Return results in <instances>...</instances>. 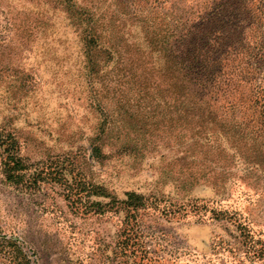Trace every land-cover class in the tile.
I'll use <instances>...</instances> for the list:
<instances>
[{"label": "rangeland", "instance_id": "rangeland-1", "mask_svg": "<svg viewBox=\"0 0 264 264\" xmlns=\"http://www.w3.org/2000/svg\"><path fill=\"white\" fill-rule=\"evenodd\" d=\"M9 1L0 2V133L12 135L30 163L65 161L72 177L105 185L117 201L135 192L156 202V208L129 218L121 205L101 215L86 213L60 186L28 191L6 182L0 158V264H264V161L246 165L238 156L231 159L232 153L223 152L225 141H216L211 132L195 134L196 126L185 124L181 111L142 99L134 86L139 81L134 55L147 56L157 68L164 56L159 59L155 50L142 56L134 43L143 40L146 22L165 33L162 19L170 1H102V11L119 27L113 42L133 66L124 59L118 66L111 62L112 75L103 70V80L97 79L109 86L100 95L90 92L72 35L66 47L72 56L61 59L56 55L61 47L41 41L37 1ZM202 1L179 0V5ZM251 1L259 15L264 13V0ZM16 3L20 9L34 5L29 38L21 21L24 9L15 30L7 22V5ZM134 20L141 33L126 34L130 25L134 31ZM259 35L248 40L259 41L263 51L258 78L264 84V30ZM150 36L164 45L168 39L166 33ZM54 38L66 37L59 30ZM137 74L145 77L141 69ZM93 94L109 107L97 110ZM105 115L109 122L102 133ZM95 138L103 154L98 161L89 158ZM90 199L98 198L84 202ZM193 200L199 211L178 209ZM212 209L238 213L249 233L212 220Z\"/></svg>", "mask_w": 264, "mask_h": 264}, {"label": "trees", "instance_id": "trees-1", "mask_svg": "<svg viewBox=\"0 0 264 264\" xmlns=\"http://www.w3.org/2000/svg\"><path fill=\"white\" fill-rule=\"evenodd\" d=\"M6 1L9 0H0L1 3ZM14 1L18 4L21 2H9ZM27 1H37L38 32L41 41L47 46L49 44L61 47L63 51L56 53L61 59L68 60L72 56L66 48L70 46L67 43V35H72L78 49L76 60L82 73L87 75L90 92H100V95L105 89L109 90L107 83L97 79L103 80L100 76L103 70L107 76L112 75L111 62L114 61L115 66H118L124 59L130 67L133 66L131 57H127L113 42L114 37L120 36V31L112 20L113 16H108L106 9L102 11L100 6L103 0ZM139 1L155 3L158 0ZM169 1V13L162 19L166 36L168 34L165 45L150 36H162L165 33L156 31L154 25L149 22L145 23L143 40L134 43V52L136 49L142 56L147 51L155 50L160 59L164 53L162 62L156 63L159 68L154 62L146 60L147 56L139 59L134 55V77L139 79L134 83L137 92L142 95V99L148 98L157 106L162 102L172 107L174 113L181 111L179 114L181 119L186 121L185 124L196 126L195 134L205 137L211 132L216 141H225L226 148L223 152L227 156H230L227 150L232 153L231 159L238 156L246 165L262 163L264 84L259 83L258 71L263 51L256 45L259 41L248 39L249 36H259L260 39L259 33L264 30V13L259 15L252 4L254 1L251 0H203L194 5L184 3V7L179 5V0ZM17 3L14 6L7 5L6 13L10 15L6 17L9 19L7 22H10L15 30L16 21L18 18L21 20L19 10L24 9L22 11H25L26 15L21 21L24 25L27 23L29 38L30 15L34 5L21 6L20 9ZM134 18L138 22L135 15ZM137 22L135 24L134 20V31L131 29L133 25H130L126 34L141 33L136 28ZM59 30H63L65 39L54 38ZM149 62L151 66H147ZM140 69L145 77L137 74ZM96 84L100 85L99 90L95 89ZM98 95H92L91 103L96 102L97 110L102 112L109 107L110 102H100ZM170 121L173 119L170 118ZM108 122L106 116L99 127L100 132H104ZM97 140L95 138L89 143V158L92 161L101 160L103 157ZM20 152V145L12 135L0 133L2 173L6 182L19 188L36 191L43 184L52 183L64 188L65 198L78 201L79 208L86 213L101 215L113 210L114 206L121 205L129 218L136 216L140 211L156 208V202H150L147 197L135 192H126L125 199L117 201L105 185L89 182L83 175L72 177V171L68 169L65 161L30 163ZM85 198L86 201H89V198L98 199H90L91 203L88 204L84 202ZM99 199L108 201L102 202ZM187 206L192 211H199L197 200L177 205L178 209L183 210H186ZM210 214L212 220L236 225L240 234L249 233L246 224L239 221L241 217L238 213L212 209Z\"/></svg>", "mask_w": 264, "mask_h": 264}]
</instances>
